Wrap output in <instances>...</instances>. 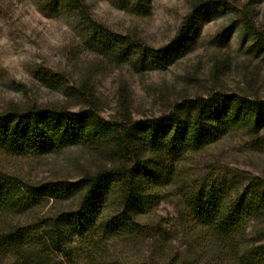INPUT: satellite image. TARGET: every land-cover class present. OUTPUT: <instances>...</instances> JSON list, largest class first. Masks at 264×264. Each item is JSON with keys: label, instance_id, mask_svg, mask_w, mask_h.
I'll list each match as a JSON object with an SVG mask.
<instances>
[{"label": "trees", "instance_id": "trees-1", "mask_svg": "<svg viewBox=\"0 0 264 264\" xmlns=\"http://www.w3.org/2000/svg\"><path fill=\"white\" fill-rule=\"evenodd\" d=\"M40 6L53 13L74 11L114 55L156 67L184 46L202 15L227 7L208 0L197 4L178 37L156 50L93 19L83 0H42ZM242 24L243 36L264 49V34L246 17ZM183 107L191 111L189 118L170 113L116 126L94 111L0 112L5 152L40 156L76 145L105 161L77 181L33 183L0 172V264H221L216 253L235 264H264L262 245L247 241L250 226L264 237V229L251 223L264 219V181L258 178L243 191L222 180L178 185L180 215L190 232L183 251L170 245L163 229L150 226V213L181 160L229 129L264 126V100L215 94ZM49 199L74 206L40 213Z\"/></svg>", "mask_w": 264, "mask_h": 264}, {"label": "rangeland", "instance_id": "rangeland-1", "mask_svg": "<svg viewBox=\"0 0 264 264\" xmlns=\"http://www.w3.org/2000/svg\"><path fill=\"white\" fill-rule=\"evenodd\" d=\"M41 1L0 0V112L33 107L94 111L116 126L170 113L189 118L191 111L183 107L188 100L215 94L264 100V49L242 32L246 17L264 34V0H208L227 7L202 15L184 46L169 52L163 67L136 58L122 60L98 43L74 11L49 12ZM83 1L93 19L156 50L172 43L185 17L205 2ZM103 163L90 149L76 145L40 156L0 149V172L33 183L77 181ZM177 166L148 222L183 251L190 232L180 215L178 185L222 180L243 191L251 180L264 181V126L229 129ZM69 206H74L70 200L49 199L39 212ZM251 223L264 229V219ZM250 240L264 249V237L252 226ZM216 255L221 264H235Z\"/></svg>", "mask_w": 264, "mask_h": 264}]
</instances>
